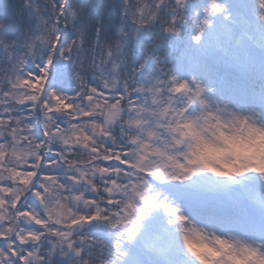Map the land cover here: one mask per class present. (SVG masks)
Here are the masks:
<instances>
[{
    "label": "snow or ice",
    "instance_id": "1",
    "mask_svg": "<svg viewBox=\"0 0 264 264\" xmlns=\"http://www.w3.org/2000/svg\"><path fill=\"white\" fill-rule=\"evenodd\" d=\"M0 264H264V0H0Z\"/></svg>",
    "mask_w": 264,
    "mask_h": 264
}]
</instances>
